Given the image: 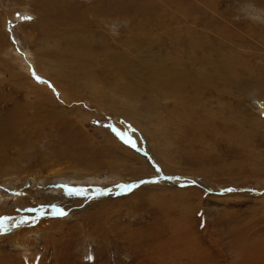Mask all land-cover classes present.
<instances>
[{
	"label": "rangeland",
	"instance_id": "obj_1",
	"mask_svg": "<svg viewBox=\"0 0 264 264\" xmlns=\"http://www.w3.org/2000/svg\"><path fill=\"white\" fill-rule=\"evenodd\" d=\"M261 101L264 0H0V264H264Z\"/></svg>",
	"mask_w": 264,
	"mask_h": 264
},
{
	"label": "bare ground",
	"instance_id": "obj_2",
	"mask_svg": "<svg viewBox=\"0 0 264 264\" xmlns=\"http://www.w3.org/2000/svg\"><path fill=\"white\" fill-rule=\"evenodd\" d=\"M68 9V8H67ZM73 12V11H72ZM64 13V12H63ZM68 13H69V11H68ZM75 20H77L76 18H75ZM43 21V20H42ZM77 51V50H76ZM71 52H74V50L73 51H71ZM81 53V52H80ZM80 53H73V56L72 57H74V56H76V58H75V60L77 59V60H82L83 59V55L82 54H80ZM73 61V60H72ZM106 106H107V104H106ZM259 107L262 109V110H264V102H260L259 103ZM108 108V107H107ZM2 136V135H1ZM118 143V142H117ZM118 145V144H117ZM116 145V146H117ZM122 149H123V147H121ZM123 150H125V149H123ZM128 152V151H127ZM126 152V153H127ZM135 154V153H134ZM137 155V154H136ZM110 162H112V161H110ZM109 162V163H110ZM84 163H85V165H86V167L88 168V169H93L94 168V163L91 161V160H87V161H84ZM113 163V162H112ZM115 164V163H114ZM112 165V164H111ZM56 182H57V180H56ZM94 183V185L96 184V182H93ZM100 184H101V182H100ZM91 188V187H90ZM64 191V190H63ZM59 192H60V190H59ZM63 193V192H62ZM96 193V192H95ZM53 194V193H52ZM52 194H48V195H45V197L46 198H48V199H50L51 198V196L50 195H52ZM97 194V193H96ZM44 197V198H45ZM54 198V197H53ZM47 199V200H48ZM56 199V198H55ZM58 200V199H57ZM53 201V200H52ZM52 206V205H51ZM54 206V205H53ZM57 206V205H56ZM42 207V206H41ZM47 208V207H46ZM49 209V208H48ZM35 211H37V210H35ZM46 211V210H45ZM29 213H30V211H29ZM31 214V213H30ZM32 215V214H31ZM28 216V215H27ZM25 217V216H24ZM46 217H47V219H46ZM45 217V219L46 220H49V222H51V221H54V219H53V217H51L50 215H48V216H46ZM49 217V218H48ZM21 217H19V219H20ZM22 219V218H21ZM31 221V220H30ZM28 222L29 224H32V223H34V222ZM60 221V220H59ZM12 222H14V221H12ZM26 223V222H25ZM24 237V236H23Z\"/></svg>",
	"mask_w": 264,
	"mask_h": 264
},
{
	"label": "snow or ice",
	"instance_id": "obj_3",
	"mask_svg": "<svg viewBox=\"0 0 264 264\" xmlns=\"http://www.w3.org/2000/svg\"><path fill=\"white\" fill-rule=\"evenodd\" d=\"M25 19H30V17H25ZM61 215H64L65 213L61 212Z\"/></svg>",
	"mask_w": 264,
	"mask_h": 264
}]
</instances>
